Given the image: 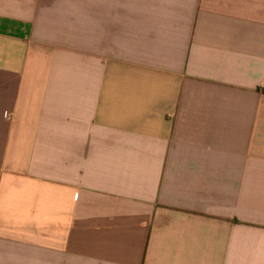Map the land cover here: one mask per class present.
Masks as SVG:
<instances>
[{
    "label": "crops",
    "instance_id": "1",
    "mask_svg": "<svg viewBox=\"0 0 264 264\" xmlns=\"http://www.w3.org/2000/svg\"><path fill=\"white\" fill-rule=\"evenodd\" d=\"M0 264H264V0H0Z\"/></svg>",
    "mask_w": 264,
    "mask_h": 264
}]
</instances>
